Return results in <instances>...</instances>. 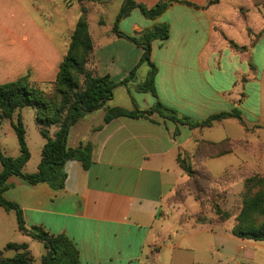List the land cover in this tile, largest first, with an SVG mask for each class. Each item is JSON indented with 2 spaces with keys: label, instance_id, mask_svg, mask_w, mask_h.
Returning <instances> with one entry per match:
<instances>
[{
  "label": "crops",
  "instance_id": "1",
  "mask_svg": "<svg viewBox=\"0 0 264 264\" xmlns=\"http://www.w3.org/2000/svg\"><path fill=\"white\" fill-rule=\"evenodd\" d=\"M132 1L151 9L161 0ZM172 1L154 20L146 19L138 8L126 17L139 11L143 18L131 23L130 36L156 25L169 27L166 40L151 43L150 62L157 70V100L179 118L199 122L236 110L241 121L228 118L196 129L157 116L149 120L116 118L104 124L106 107L145 111L153 106V97L136 90L149 70L147 64H141L128 84L114 89L112 100L69 128L68 148L81 143L92 146L87 170L79 162H66L65 184L60 191L44 183L29 185L18 177H10L3 197L19 206L25 227L67 236L78 251L81 264H156L160 250L153 249L158 245L169 250L170 264H183L182 255L174 253L200 247L199 242H186L207 233L206 227L195 226L192 220L180 221L181 217H192L198 212L197 202L187 195L175 208V216V209L168 202L188 181L177 164L179 154L188 157L194 169L205 172L213 181L228 174V188L253 174L264 175V3L255 7L253 0H218L212 5H208L211 0ZM125 3L126 0L84 3L90 6L89 16L97 15L93 23L92 18L88 22L94 49L87 67L98 76H109L115 83L129 77L143 53L141 48L111 34L112 27L104 28L102 16L106 8L112 5L116 18ZM77 8L76 0H0V85L27 73L33 82L54 81L63 57L61 27L53 29V37L31 14L68 12L73 32L78 18L72 10ZM230 41L245 50L232 48ZM254 87L260 108L253 120L246 115L253 112L248 105V88ZM19 113L30 153L23 173L31 174L36 172L44 140L35 126L33 111L24 108ZM55 131L52 129L50 135ZM223 142L229 152L207 157L206 152L214 151L207 145ZM1 147L0 142V151ZM17 156L14 148L9 157ZM251 156L255 159L251 163L237 164L232 159ZM211 160L221 166V172L214 177L206 167ZM190 198L194 207L188 212ZM11 216L0 208L1 258L12 259L16 254L4 249L8 243L26 244L31 264H43V245L34 253L28 236L19 232L13 238ZM210 234L214 240L219 237L214 231ZM247 241L237 238L235 242L241 244L237 251L245 250L246 259L254 261L256 249H264V245ZM216 244L215 241L214 249Z\"/></svg>",
  "mask_w": 264,
  "mask_h": 264
},
{
  "label": "trees",
  "instance_id": "2",
  "mask_svg": "<svg viewBox=\"0 0 264 264\" xmlns=\"http://www.w3.org/2000/svg\"><path fill=\"white\" fill-rule=\"evenodd\" d=\"M76 1L80 7V17L70 35L68 48L61 59L56 77L51 82L52 93L48 95L40 89L36 83L30 80L29 73L13 82L0 85V127L3 121H10L16 135L19 152L17 157L12 158L0 151V208L5 212L13 211L16 216L18 231L43 245L46 251L42 257L43 264H81V262L78 251L67 236L62 234L50 235L39 227H31L30 229L25 227L19 206L3 197V193L8 188L7 180L14 176L24 180L29 185L44 183L52 190L60 191L65 184L64 166L66 162H79L82 168L87 170L91 165L92 146L90 143H81L76 148H68L66 138L69 128L84 116L97 111L112 100L114 89L118 85L128 84L141 64H147L149 70L144 81L137 86L136 90L153 97L155 99L153 106L145 111L137 109L128 111L119 107H106L103 117L104 124L116 118L149 120L150 117L157 116L163 121L166 120L176 125L186 126L189 129H196L211 127L215 122L228 118L241 121L240 114L236 110L230 113L214 114L199 122L188 118H179L175 111L157 100L154 85L157 70L150 62L151 43L155 40H166L169 36V27L165 24L156 25L135 36H128L118 30V25L135 8H138L146 19L154 20L165 12L173 2L172 0H161L151 9H146L135 4L132 0H127L121 7L113 23L111 34L141 48L143 53L129 77L120 83L113 82L107 75L98 76L94 71L88 69L94 42L88 31V9L84 3L96 0ZM217 2L218 0H211L208 5ZM183 3L190 5L186 2ZM99 24L102 23L99 22ZM229 44L234 49L245 50L231 41ZM24 108H30L33 111L35 126L44 140L36 172L31 174L23 173V168L30 159L25 128L19 113ZM52 127H55L56 131L50 135L49 129ZM226 145L224 142L207 145L214 150L213 154L206 152L207 157L220 156L229 152ZM198 151L197 149L196 153ZM177 164L188 177V181L184 185H187L191 180L196 183V179H203L206 182L212 180L205 172L194 169L185 155L179 154L177 156ZM201 172L206 175H201ZM227 179L228 174L224 175L218 182H226ZM242 196L240 208L234 218V225L230 234L242 240L264 242V175L253 174L245 178ZM195 198L199 200L198 196ZM213 209L215 214L219 216L220 211L216 205H213ZM199 222L200 220L198 221L197 218L196 223L199 224ZM4 249L12 250L16 254L12 259H2L0 252V264H31L32 257L26 244L8 243Z\"/></svg>",
  "mask_w": 264,
  "mask_h": 264
},
{
  "label": "rangeland",
  "instance_id": "3",
  "mask_svg": "<svg viewBox=\"0 0 264 264\" xmlns=\"http://www.w3.org/2000/svg\"><path fill=\"white\" fill-rule=\"evenodd\" d=\"M255 7L260 5L261 3H264V0H253ZM78 4V3H77ZM85 5V4H84ZM88 9V20H91L92 23L93 19L97 18V15L95 13H92L89 16L90 6L87 4L85 5ZM112 5L108 6L106 8V11L104 12L102 18L105 22L104 28H111L112 24L115 21V15L112 12ZM77 14V18L80 17V7L78 4L77 11L72 10V15L75 16ZM36 19L37 22H39L46 30H49V34L53 37L55 36V31L61 27V33H62V53L63 55L66 53L68 44L70 41V35L72 34V25L68 24V19L71 16L70 13H40V14H31ZM143 18L139 11H134L128 18L122 19L121 25L118 26V30L125 35L130 36L129 34H132V30L130 29V25L132 22H139ZM78 20V19H77ZM58 27V28H57ZM260 73V71L258 72ZM31 80V79H30ZM33 82V81H32ZM36 83L40 89L48 93H52L53 86L52 83L49 82H43V83ZM248 94H249V100L248 105L253 110L252 114L246 115L249 119H255V117L258 114L260 103L257 93V88L254 87L253 89L248 88ZM26 111H30V108H25ZM253 115V116H252ZM96 122V121H95ZM8 121H3L2 129L0 130V142L3 144V147H1V152L6 155L10 156V154L13 153V149L18 153V144L15 132L12 127L9 126ZM52 129H55V127H52L49 129L51 131ZM232 159L238 164H240L241 161L246 162H253L255 159L253 156L251 157H243L236 159L235 157H232ZM217 160H211L206 163V167L208 172H210L211 176L214 177L217 174H219L221 171V166H216ZM1 170V166H0ZM201 175H206L205 173L201 172ZM196 183L194 180H191L187 185H184L182 187H179L175 193L169 198L168 202L172 205L173 209L176 207H179L183 199L188 195L191 196L198 204V212L192 215L190 217L189 215L186 217H181L180 221L185 222L192 220L193 225L199 226L203 225L206 227V231L203 235L199 236L198 239L192 240L190 239L188 242L191 244L198 243L200 244L199 248L193 249L189 248V251H176L174 255H178L180 253L182 255V263L183 264H235V263H242V264H264V249L257 248L256 249V257L254 261H249L245 257V250L243 252H238L237 248L241 246V244L236 243L235 240L237 238L233 237L230 234V230L232 226L234 225V218L237 215L242 195H243V183L241 184H235L231 185V188L229 186V180L226 182H218V181H209L206 182L203 179H196ZM199 190V192H198ZM199 197V200H197L195 197ZM190 198L187 202V209L188 212L193 210L194 207V200ZM213 205H216L218 210L220 211V215L217 216L215 214V211L213 209ZM2 209V208H1ZM3 210V209H2ZM4 211V210H3ZM5 212V211H4ZM175 216L177 210L172 211ZM6 213H11L12 217V233L13 238L18 237L20 235L19 231L17 230V222H16V216L13 211H9ZM171 218V217H170ZM198 218V221L200 220L199 224L196 223V220ZM211 232H216L217 236L219 235L218 239L214 240ZM22 235V234H21ZM25 235V234H24ZM27 236V235H25ZM172 236H175V233H173ZM29 243L34 253H36L40 249V242H37L29 237ZM27 240V241H28ZM31 241V242H30ZM216 243V248L214 249ZM16 242V241H15ZM247 243L256 244V245H264V242H253V241H247ZM260 247V246H259ZM254 247L249 246V249H253ZM188 249V247H187ZM153 250L159 251L158 257L155 259L154 263L156 264H170V255L169 250L167 251L165 248L160 249V246L158 245ZM238 252V253H237ZM254 262V263H253Z\"/></svg>",
  "mask_w": 264,
  "mask_h": 264
},
{
  "label": "water",
  "instance_id": "4",
  "mask_svg": "<svg viewBox=\"0 0 264 264\" xmlns=\"http://www.w3.org/2000/svg\"><path fill=\"white\" fill-rule=\"evenodd\" d=\"M127 1V0H126Z\"/></svg>",
  "mask_w": 264,
  "mask_h": 264
}]
</instances>
